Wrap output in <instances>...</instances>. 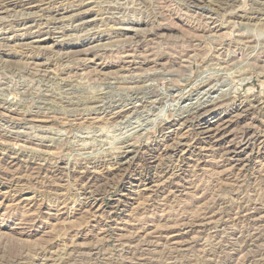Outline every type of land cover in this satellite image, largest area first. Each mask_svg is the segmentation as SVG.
Returning a JSON list of instances; mask_svg holds the SVG:
<instances>
[{"label": "rangeland", "instance_id": "374dc122", "mask_svg": "<svg viewBox=\"0 0 264 264\" xmlns=\"http://www.w3.org/2000/svg\"><path fill=\"white\" fill-rule=\"evenodd\" d=\"M4 31L0 264H264V0H0ZM241 102L226 141L254 138L228 169L190 115L214 130Z\"/></svg>", "mask_w": 264, "mask_h": 264}, {"label": "bare ground", "instance_id": "6f19581e", "mask_svg": "<svg viewBox=\"0 0 264 264\" xmlns=\"http://www.w3.org/2000/svg\"><path fill=\"white\" fill-rule=\"evenodd\" d=\"M4 2V1H3ZM6 3V2H5ZM83 5H84V3H83ZM82 12V11H81ZM75 15H77V14H75ZM23 17V16H22ZM66 17V16H65ZM80 18H82V19H84V20H86V19H88V18H86V16H85V12L83 11L82 12V16H80ZM26 19V18H25ZM89 19H90V17H89ZM89 19H88V21H89ZM93 19V18H92ZM21 21V20H20ZM78 21V20H77ZM87 21V20H86ZM91 21V20H90ZM138 22V21H137ZM28 23H30V22H28ZM83 24V23H82ZM136 24V23H135ZM139 24H141L140 23V21H139V23H138V27H139ZM27 26H29V25H27ZM94 26V25H93ZM131 26V25H130ZM31 27V26H30ZM129 27V26H128ZM32 28H33V26H32ZM134 28L135 27H133V30H134ZM46 29V28H45ZM29 30V29H28ZM30 30H33V29H30ZM29 30V31H30ZM26 31V30H25ZM28 31V32H29ZM24 32V31H23ZM19 35H20V33H18ZM22 36V35H21ZM57 36V35H56ZM96 37V36H95ZM95 37H92L91 39H92V41H89V42H87V43H85V44H83V45H87V44H91V43H93L94 41H95ZM135 37V36H134ZM138 37V36H137ZM18 38V37H17ZM60 38H61V36H60ZM0 39H2V40H4V41H11L13 38L11 37V36H9V35H7L6 33H5V31L4 32H0ZM47 38L46 37H42L41 38V35L40 34H38V33H34V32H30V33H27V32H24V36H22L21 38L19 37V40H21V42H26V43H34V42H40V41H45ZM97 40V39H96ZM63 45H66L67 47L66 48H71V47H74L76 44H74L73 42H63L62 40H59ZM17 42V41H16ZM56 43H59L57 40H56ZM15 44V43H14ZM21 44V43H20ZM60 44V43H59ZM60 46H62V45H60ZM89 47V46H88ZM69 51V50H68ZM203 102V101H202ZM223 104V103H222ZM91 105V104H90ZM202 105V104H201ZM200 105V106H201ZM217 105V104H216ZM191 106V105H190ZM198 106V105H197ZM205 106V105H204ZM255 105L252 103H247V102H241V103H239V104H237L235 107H234V109H232L230 112H235V115H234V117H235V120H233L232 118L230 119V118H225V119H223V118H220V119H218L219 120V123H217L218 124V126L216 127V128H214V130H212L211 129V125H207L206 127L207 128H205V129H200V128H202V125L201 124H203L204 122H203V118H200V116H201V114L202 113H204V112H202V113H200V111L202 110V109H204V107H201V108H196L195 109V111L192 113L191 112V110L189 111L190 112V116H191V119H193L194 120V122H193V120H192V122H193V124H191L192 126H193V128H194V134H196V135H199V134H203V133H206V132H209V131H211V133L208 135V134H206V135H208V136H205V138H201V140H205V141H207V143H209V146L208 147H210V150L212 151V153H213V155H214V158L215 157H217L216 159H218L219 161H223L224 163H227V165H229L227 168L228 169H230V168H233L234 166H235V164H237V162L239 163L240 161H243V159H244V157H242V155L243 154H245L246 153V151H245V148L246 147H249L250 146V143H251V140H253V136L251 135V133H250V131H249V129L248 128H243V130H241V131H239V135H238V142H237V144L236 145H234V144H230V142L229 141H226V137H225V133H224V131H225V129H226V127L229 125V124H233L235 121H237L238 119H240L241 118V116L245 113L246 114V111L248 110V109H250L251 107L253 108ZM195 107V106H194ZM194 107H193V109H194ZM49 108V107H48ZM206 109V108H205ZM205 109H204V111H205ZM208 110V109H207ZM207 110L205 111V113L207 112ZM252 110V109H251ZM55 111V110H54ZM188 113V112H187ZM228 113V112H227ZM189 115V114H188ZM187 115V116H188ZM230 116V115H229ZM231 117V116H230ZM189 118V117H188ZM186 119V118H185ZM227 119V120H226ZM189 120V119H188ZM218 120H217V122H218ZM209 123V122H208ZM237 123V122H236ZM235 124V123H234ZM190 125V126H191ZM237 126V125H236ZM229 131V130H228ZM191 135V134H190ZM192 136V135H191ZM190 139V138H189ZM165 140H166V138H165ZM179 140V139H178ZM167 141V140H166ZM186 141H187V139H186ZM163 142V141H162ZM188 142V141H187ZM165 143V142H164ZM184 143V142H183ZM190 143V142H189ZM228 143V144H227ZM232 143H233V141H232ZM242 143L243 144H245V145H247V146H245L243 149L241 148L240 150H238L239 149V147H242V146H239V145H242ZM162 144V143H161ZM161 144L160 143H156V145L155 146H152L151 148H149L148 150H147V152L150 154V156H151V158L152 157H161V156H164V155H166V154H168L169 153V155H170V153H177V154H179L178 152H180V151H184L185 149L182 147V145H181V141L179 142H177V141H175V143L174 144H165V145H163V147H161ZM186 144H188V143H186ZM205 145V144H204ZM189 146V145H188ZM157 151H159L158 153H156ZM146 152V153H147ZM51 154V153H50ZM120 154V153H119ZM123 154H125V155H123ZM172 155V154H171ZM11 156V155H10ZM167 156V155H166ZM118 157H119V159H117V164H118V167L117 168H119L120 169V166L122 167L123 166V164L126 162H124V161H121V160H123V158H125V160H126V158H128L129 157V155H128V153L127 152H122V154H120V155H118ZM162 158V157H161ZM165 158V157H164ZM167 158V157H166ZM169 158V157H168ZM17 158L15 157V156H12L11 157V162H13L14 160H16ZM9 162V161H8ZM198 162V161H197ZM145 165H144V170L146 171V170H148V168L150 167L149 166V164H147V163H144ZM10 165H12V164H10ZM14 165V164H13ZM39 164L37 163V166H38ZM44 165V164H43ZM46 165H47V163H46ZM158 165V164H157ZM192 165V164H191ZM41 166V165H40ZM193 166H195V164L193 165ZM33 167V166H32ZM54 168H57L56 166H53L51 169H53V171H56ZM59 168V167H58ZM166 168V167H165ZM167 168H168V166H167ZM169 168H170V166H169ZM49 169V168H48ZM227 169V170H228ZM169 170H172V169H169ZM225 170V169H224ZM223 170V171H224ZM229 171V170H228ZM164 173H165V175H174L175 174V172H174V174L172 173L173 172V170H172V172H170L169 173V171L167 170H164L163 171ZM178 174V173H177ZM210 174V173H209ZM79 175H80V177L81 178H86V189L83 191V194H85V199H87L86 201L88 202V199L90 200V198L91 199H95V198H97V197H95V196H97L98 195V190L100 189V187H99V189H98V181H99V179L97 178V176H96V174L95 173H88V172H84V171H81V173H79ZM176 175V174H175ZM77 177V176H76ZM80 177H78V178H80ZM168 177H170V176H168ZM167 177V178H168ZM105 179H106V177H105ZM84 180V179H83ZM165 180V179H164ZM220 180V179H219ZM164 182V181H163ZM171 181H168L167 182V184L169 183V184H171L170 183ZM83 183V182H82ZM101 183V182H100ZM166 184V187H164V189H162V190H166L167 189V187L169 188V185H167ZM101 185V184H100ZM99 185V186H100ZM143 186H144V190L143 191H145V190H149V188L146 186V184H144V181H143V184H142ZM95 187L94 189H92V187ZM171 186V185H170ZM219 190H222L223 188H224V186L223 185H220V182H219V185H218V187H217ZM101 190H103V189H101ZM100 190V191H101ZM99 191V192H100ZM217 191V190H216ZM211 192V191H210ZM218 197V196H217ZM201 198V197H200ZM214 199V198H213ZM97 200V199H96ZM95 200V201H96ZM218 200L219 199H216L215 198V201L212 203V205L211 206H209V208L210 207H212V206H214V204H217V203H219L218 202ZM206 201V200H205ZM91 203V202H90ZM208 203H211V202H209V199H208ZM169 205V204H168ZM210 205V204H209ZM204 206V205H203ZM207 207V206H206ZM254 208V207H253ZM202 209V208H201ZM257 209V208H256ZM256 211V210H255ZM209 212H211L209 209L207 210V211H205V209H204V212L202 213L203 215H202V218H200L201 220L203 219L204 221H202V223L200 224V226H207V225H209L210 224V222H211V216L209 215L210 213ZM257 212V211H256ZM253 213V212H252ZM257 213H254L253 215L251 214V215H248L247 216V218L248 219H250V220H256V217H254L255 215H256ZM198 216V215H197ZM200 216H201V214H200ZM258 217H260L259 215H258ZM252 218V219H251ZM197 219V218H196ZM258 219V218H257ZM263 219V218H262ZM253 220V221H254ZM260 220V219H259ZM196 221V220H195ZM261 221V220H260ZM191 224H193V223H191ZM188 225V224H187ZM189 226H190V224H189ZM192 226V225H191ZM166 229V228H165ZM164 230V229H163ZM161 231V230H160ZM162 234V233H161ZM158 235V234H157ZM155 237V236H154ZM156 238V237H155ZM124 249V248H123ZM235 252V251H234ZM31 253V252H30ZM221 258V257H220ZM28 262V261H27Z\"/></svg>", "mask_w": 264, "mask_h": 264}]
</instances>
